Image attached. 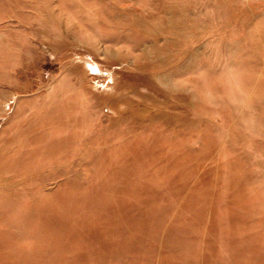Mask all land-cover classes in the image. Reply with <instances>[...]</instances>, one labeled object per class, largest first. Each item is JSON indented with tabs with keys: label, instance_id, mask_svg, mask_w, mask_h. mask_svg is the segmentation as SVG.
<instances>
[{
	"label": "rangeland",
	"instance_id": "1",
	"mask_svg": "<svg viewBox=\"0 0 264 264\" xmlns=\"http://www.w3.org/2000/svg\"><path fill=\"white\" fill-rule=\"evenodd\" d=\"M0 264H264V0H0Z\"/></svg>",
	"mask_w": 264,
	"mask_h": 264
}]
</instances>
